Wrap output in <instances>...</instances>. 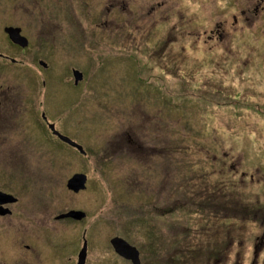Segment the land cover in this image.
Masks as SVG:
<instances>
[{
    "label": "rangeland",
    "instance_id": "rangeland-1",
    "mask_svg": "<svg viewBox=\"0 0 264 264\" xmlns=\"http://www.w3.org/2000/svg\"><path fill=\"white\" fill-rule=\"evenodd\" d=\"M80 5L74 14L67 0H17L28 43L0 75L15 79L21 106L47 108L85 153L23 115L25 137L35 139L27 154L46 156L47 168L26 176L25 153L15 151L0 162V182L29 190L35 216L83 209L65 219L63 239L68 253L85 229L86 264H122L113 233L140 248L142 264H264V0ZM10 7L0 0L1 13ZM73 67L82 72L75 84ZM173 143L174 173L162 154ZM72 173L85 176L83 189L66 188ZM165 190H176L177 210L161 199Z\"/></svg>",
    "mask_w": 264,
    "mask_h": 264
},
{
    "label": "flooded vegetation",
    "instance_id": "flooded-vegetation-1",
    "mask_svg": "<svg viewBox=\"0 0 264 264\" xmlns=\"http://www.w3.org/2000/svg\"><path fill=\"white\" fill-rule=\"evenodd\" d=\"M9 1L11 3L9 13L0 12V43L2 39H4L5 41V44L0 49V66L3 65L5 66V68L16 65L17 47L19 46L23 48L28 43L27 37L23 35L20 27L16 25L18 9L17 0ZM67 1L69 4H73V8L71 11L74 14L81 10V0ZM111 4V1L106 3V6L104 8L105 13L109 12ZM65 9L66 12L71 14L66 6ZM123 11V7L115 8L113 10L114 13ZM7 27H19V34L26 39L25 45H20L17 42H13L8 35V31H6ZM62 29L63 28L58 29L57 33L67 34L68 36L72 34L71 32L61 31ZM148 56L157 57V55H152L151 53L148 54ZM38 62L42 64V66H45L43 60L39 59ZM154 63L158 66H161V61L159 58ZM73 70L80 71L79 69L74 67L71 68V72H73ZM81 78L82 72L78 80H80ZM76 82L73 81L74 84ZM24 99L25 98L19 95L16 81L11 76V74L0 75V150L2 151V154L0 155V162L6 163L8 160L12 161L15 151L20 154L24 152L25 154L21 155L18 161L21 164H24L26 162L29 163L27 165L28 173L26 171L24 172L26 176L34 178L38 173H42L43 170L47 168V164L45 162L46 156H41L38 159L37 155L29 156L27 154L28 149L31 147L35 139L25 137L24 127L27 122L24 117L22 118L23 115H28L31 122L33 120H36L38 127L42 131L46 130L60 142L65 143L72 148H75L77 151L78 149L74 145L61 139L56 133L52 132L49 125L52 124L54 127V122L49 118L47 108H43L42 106H21ZM27 101L29 104H32L31 100ZM41 101L44 102L40 98V102ZM54 129L59 134L64 135L60 133L55 127ZM42 141L43 140H41L40 142ZM40 142L39 139H37L36 142H34L37 143L35 146H41ZM74 142L77 143V141ZM135 148L139 153V158H141L142 153L140 147L136 144ZM38 152L39 151L36 150V153ZM80 153L84 154L85 151ZM163 153L164 155H167L169 153L167 155L169 157V163H171L169 167L171 172L174 173L175 171H177L176 144L173 143L169 145V150H167V147H164L162 150V154ZM28 157H30L29 160H27ZM40 162H42L41 166L39 165ZM34 163H36V170L33 168ZM17 168L21 170L23 169V167ZM160 168L162 170V161L160 162ZM11 170L12 169H9V172H11ZM21 170H18L15 173H20ZM28 191L29 190H17L15 186L11 185L10 182L7 181L0 182V264H86L85 229L82 227L83 230L80 231V234H84V237H81V235H79V241L77 243L75 242V244L71 246V249L68 250V253H66L64 249L65 245L63 239V222L65 221V219L69 218L72 221H77L85 215V211L78 207H70L68 209H60L54 215L48 213L47 210H43L40 213V216H35V213L32 209L33 203L31 202V195ZM69 191L76 192L73 190ZM165 191L166 192H163V196L161 197V199L163 201H170L168 208L169 211L177 210V207H179V205L177 196L174 195V192L176 190ZM157 193L158 192H156V194ZM171 197L173 198L171 199ZM157 199H160L158 198V194L154 201L156 202ZM204 199L205 198L203 195L199 196L198 202L205 204L206 202L204 201ZM192 205L193 207L198 209L203 207L196 204L195 202ZM62 208H64V206ZM71 209L82 210L83 215L79 218L60 215ZM51 215L53 222L51 221ZM55 220L61 221V224L63 225L62 231H59L57 229V226H55ZM123 232L127 234L129 231L125 229ZM114 236L122 238L129 245L133 246L137 250L138 264H142L140 248L135 243L128 240L126 237L118 233H113V235L108 238V241L112 247V252H114L119 258L122 259V261L119 260V262H122V264H132V261L130 259L121 256L115 251L113 245L110 242V239ZM83 244L84 256L83 258H81V256L79 257V253L80 250H82L81 248ZM105 264L114 263L106 258Z\"/></svg>",
    "mask_w": 264,
    "mask_h": 264
},
{
    "label": "water",
    "instance_id": "water-1",
    "mask_svg": "<svg viewBox=\"0 0 264 264\" xmlns=\"http://www.w3.org/2000/svg\"><path fill=\"white\" fill-rule=\"evenodd\" d=\"M8 31V35L9 37L12 39L13 42H17L20 45H25L26 43V39L21 36L19 34V27H7ZM73 74V81H77L80 76H81V72L78 70H73L72 72ZM50 129L52 130L53 133H56L61 139L65 140L66 142L74 145L79 152H83V149L81 148V146L79 144H77L76 142H74L73 140H71L70 138H68L65 135H61L59 134L53 127L52 124L49 125ZM85 176L81 173H73L71 174V176H69L66 180V187L73 190V191H77L79 189H82L84 187V180ZM60 215H67V216H71V217H75V218H79L80 216L83 215V212L80 210H68L67 212H65L64 214H60ZM111 244L113 245L115 251L120 254L121 256L128 258L132 261V264H138V258H137V250L129 245L125 240H123L120 237L114 236L110 239ZM82 250H80L79 253V257L81 256V258H83L84 256V244L81 248Z\"/></svg>",
    "mask_w": 264,
    "mask_h": 264
}]
</instances>
